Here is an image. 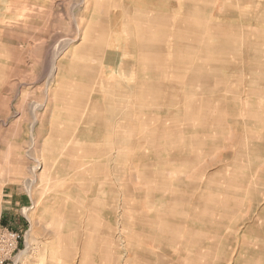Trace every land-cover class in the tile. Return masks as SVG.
<instances>
[{
  "label": "rangeland",
  "instance_id": "374dc122",
  "mask_svg": "<svg viewBox=\"0 0 264 264\" xmlns=\"http://www.w3.org/2000/svg\"><path fill=\"white\" fill-rule=\"evenodd\" d=\"M145 1L0 0L14 264H264V0Z\"/></svg>",
  "mask_w": 264,
  "mask_h": 264
},
{
  "label": "built area",
  "instance_id": "2783aa9c",
  "mask_svg": "<svg viewBox=\"0 0 264 264\" xmlns=\"http://www.w3.org/2000/svg\"><path fill=\"white\" fill-rule=\"evenodd\" d=\"M21 240L16 231L0 227V264H14Z\"/></svg>",
  "mask_w": 264,
  "mask_h": 264
},
{
  "label": "bare ground",
  "instance_id": "6f19581e",
  "mask_svg": "<svg viewBox=\"0 0 264 264\" xmlns=\"http://www.w3.org/2000/svg\"><path fill=\"white\" fill-rule=\"evenodd\" d=\"M139 1H141V0H139ZM148 1V0H147ZM165 1V0H164ZM143 2V1H142ZM166 2H168V1H166ZM162 4V3H161ZM158 5V4H157ZM157 8V7H156ZM155 8V9H156ZM158 10V9H157ZM160 10V9H159ZM158 10V11H159ZM133 30H135V29H133ZM134 38V37H133ZM136 40V39H135ZM136 42V41H135ZM114 44V43H113ZM118 44V43H117ZM98 45V44H97ZM99 46H101V44H99ZM105 46H106V44H105ZM104 47V46H103ZM107 47V46H106ZM138 47V46H137ZM113 48V47H112ZM112 48H111V50H112ZM92 50V49H91ZM97 52V51H96ZM93 53H95V52H93ZM96 55V54H95ZM100 55H102V54H100ZM100 57V56H99ZM141 57V56H140ZM98 58V57H97ZM104 61V60H103ZM103 64V63H102ZM93 106V105H92ZM254 122V121H253ZM108 132L106 131V134H107ZM105 134V133H104ZM89 135V134H88ZM163 201V200H162ZM157 208H159L158 206H157ZM174 208V207H173ZM172 208V209H173ZM181 210V209H180ZM160 212V211H159ZM167 213V212H166ZM174 213V212H173ZM177 214V213H176ZM181 215V214H180ZM185 215V214H184ZM192 215V214H191ZM195 215V214H194ZM191 219H193V218H191ZM192 221H194V220H192ZM199 222V221H198ZM201 222V221H200ZM208 225H209V223H208ZM188 227H189V224H188ZM191 228V227H190ZM200 228V227H199ZM149 231V230H148ZM156 233V232H155ZM134 244V243H133ZM132 244V245H133ZM135 245V244H134ZM134 249V248H133ZM161 252H154V251H149L148 249H143V247H140V249H138V251H136L135 252V254H133L134 255V257H133V255L132 254H130V255H132L131 256V258L133 259L132 261H134V263L135 264H149V262H148V259H151V260H153L155 263L154 264H165V257H166V254H167V251H164V249L163 248H158ZM130 251V250H129ZM86 255V254H85ZM85 257V256H84ZM89 257V256H88ZM86 258V257H85ZM84 258V259H85ZM87 259V258H86ZM91 260V259H90Z\"/></svg>",
  "mask_w": 264,
  "mask_h": 264
},
{
  "label": "crops",
  "instance_id": "0c3cea01",
  "mask_svg": "<svg viewBox=\"0 0 264 264\" xmlns=\"http://www.w3.org/2000/svg\"><path fill=\"white\" fill-rule=\"evenodd\" d=\"M134 2H136L137 0H133ZM153 0H151V3H153L152 2ZM166 1H168V0H156V3L155 4H152V5H156V4H158V5H166V3H170V1H168V2H166ZM146 3H145V8H143V9H145L144 11H146L147 12V10H148V6L147 5H149V3H150V0H146L145 1ZM121 3H123V5H124V3H126V0H121V2H120V4ZM139 3H144V2H139ZM162 3V4H161ZM171 3H172V1H171ZM112 4H113V2H112ZM155 7V6H154ZM153 7V8H154ZM116 10H120L118 7H116ZM112 10L110 11V18H109V20L112 22V23H114L115 24V18H113V16H117L116 14H114V15H112ZM124 15H125V13H124ZM125 20V18L123 19V21ZM122 21V25H123V27H124V22H125V25L127 26L128 24L126 23V20L123 22ZM129 21V20H128ZM117 26V25H116ZM124 29H125V27H124ZM12 192H10L9 193V195H10V204H12V205H14V206H18L19 204H20V201H21V193H14V190H11Z\"/></svg>",
  "mask_w": 264,
  "mask_h": 264
}]
</instances>
